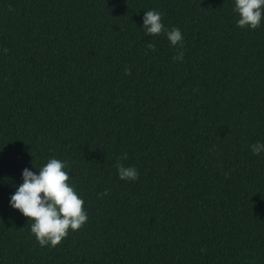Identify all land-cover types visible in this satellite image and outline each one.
Segmentation results:
<instances>
[{
    "label": "trees",
    "instance_id": "trees-1",
    "mask_svg": "<svg viewBox=\"0 0 264 264\" xmlns=\"http://www.w3.org/2000/svg\"><path fill=\"white\" fill-rule=\"evenodd\" d=\"M233 3L0 0V264H264V25ZM50 158L88 213L54 248L9 207Z\"/></svg>",
    "mask_w": 264,
    "mask_h": 264
},
{
    "label": "clouds",
    "instance_id": "clouds-1",
    "mask_svg": "<svg viewBox=\"0 0 264 264\" xmlns=\"http://www.w3.org/2000/svg\"><path fill=\"white\" fill-rule=\"evenodd\" d=\"M233 12L238 17V28L256 30L264 25V0H234ZM162 21L163 13L160 11H144L142 30L145 36L157 37L163 34L172 47L183 48L184 35L181 30H169ZM147 48L156 51L152 42L147 43ZM4 51L7 52V49ZM173 59L182 62L184 53L179 52ZM251 150L257 156L264 154V142L258 141L251 145ZM122 159H126V156ZM121 160L115 165L119 179L138 180V170L125 166ZM67 169L68 163L57 158L48 159L35 172L26 167L22 171L23 182L10 197L9 207L28 218L30 232L41 247L54 248L60 245L70 231H78L88 222L85 201L71 182Z\"/></svg>",
    "mask_w": 264,
    "mask_h": 264
}]
</instances>
